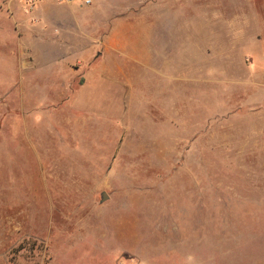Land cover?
I'll use <instances>...</instances> for the list:
<instances>
[{
  "label": "rangeland",
  "instance_id": "1",
  "mask_svg": "<svg viewBox=\"0 0 264 264\" xmlns=\"http://www.w3.org/2000/svg\"><path fill=\"white\" fill-rule=\"evenodd\" d=\"M119 1L0 0V264H264V0Z\"/></svg>",
  "mask_w": 264,
  "mask_h": 264
},
{
  "label": "crops",
  "instance_id": "2",
  "mask_svg": "<svg viewBox=\"0 0 264 264\" xmlns=\"http://www.w3.org/2000/svg\"><path fill=\"white\" fill-rule=\"evenodd\" d=\"M94 1H95V3L99 6L100 4V2H98V0L96 1V0H91V4H93L94 3ZM129 3H127V2H124L123 0H120L118 3L119 4H121V5H133V6H135V7H140V6H144V7H146V5L148 4L147 3V0H144V2H142L141 0H127ZM168 2H169V0H154V2L153 3H150L149 2V5L148 6H151L152 4H153V7H152V9H150V8H148V6L146 7V9L148 8V10L149 11H151V12H155V13H157V14H159V13H161L162 15H164L163 13L165 12V13H167L166 15H167V17L166 18H164V17H162V16H160V18L159 17H157V19H156V22H155V28L157 27V29L159 28V29H162V30H166V31H174V29H175V20H174V15L173 14H171L172 13V11H171V9L167 6L168 5ZM107 4H108V2H107ZM80 6H81V4H80ZM81 8L82 7H75V10H76V12L77 11H80L81 10ZM167 8H169V10L167 9ZM38 11V14H40V13H45V11L47 10L46 9V5H45V3H41V5L39 6V8L37 9ZM190 20H192V19H190ZM195 20V19H194ZM194 20H192L191 21V24H192V26H193V28H191L192 30H195V29H197V28H199V26H196V22L194 21ZM145 21H147V19H140V21H139V23L140 24H142V23H145ZM120 23H127L128 24V21L127 20H125V21H120ZM114 28V27H113ZM181 28V27H180ZM115 29V28H114ZM179 29V28H178ZM177 29V30H178ZM258 42L259 41H257V43H255L256 45L258 44ZM252 55V54H251ZM163 70V65H161L160 64V67L158 68V69H155V71L156 72H161ZM254 74H257V73H255L254 72Z\"/></svg>",
  "mask_w": 264,
  "mask_h": 264
},
{
  "label": "built area",
  "instance_id": "3",
  "mask_svg": "<svg viewBox=\"0 0 264 264\" xmlns=\"http://www.w3.org/2000/svg\"><path fill=\"white\" fill-rule=\"evenodd\" d=\"M42 0H21L23 13L26 15H32L36 5ZM57 3H74L79 2L81 4L89 5L91 0H54Z\"/></svg>",
  "mask_w": 264,
  "mask_h": 264
},
{
  "label": "water",
  "instance_id": "4",
  "mask_svg": "<svg viewBox=\"0 0 264 264\" xmlns=\"http://www.w3.org/2000/svg\"><path fill=\"white\" fill-rule=\"evenodd\" d=\"M107 198V195L105 192H102L101 194V201H104Z\"/></svg>",
  "mask_w": 264,
  "mask_h": 264
}]
</instances>
